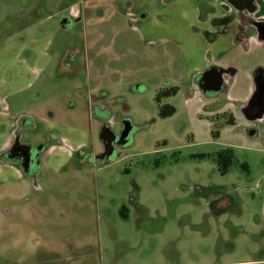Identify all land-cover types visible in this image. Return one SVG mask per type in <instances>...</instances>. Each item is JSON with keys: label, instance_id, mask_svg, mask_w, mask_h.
I'll return each instance as SVG.
<instances>
[{"label": "rangeland", "instance_id": "obj_1", "mask_svg": "<svg viewBox=\"0 0 264 264\" xmlns=\"http://www.w3.org/2000/svg\"><path fill=\"white\" fill-rule=\"evenodd\" d=\"M66 1L0 0V65L17 52L10 45L34 42L42 53H26L15 65L38 72L7 99L9 114L22 120L19 144H43L53 131L76 129L86 137L84 149L45 178L0 176V264H264V115L251 123L236 112L229 127L216 119L197 123L184 97L175 95L160 97L176 110L160 119L155 99L168 88L164 82L176 84L177 62L164 73L143 63L140 94L126 83L116 86L126 82L124 73L134 79L138 65L104 54L99 75L90 46L98 26L62 29V16L54 14ZM248 46L241 65L264 68V48ZM67 50L72 68L63 65ZM99 85L110 96L121 93L104 95L103 112L96 106ZM109 118L117 137L125 127L129 135L115 143L111 159H102L100 133ZM225 149L237 163L224 175L211 160L195 157ZM218 198L222 203L211 205Z\"/></svg>", "mask_w": 264, "mask_h": 264}, {"label": "crops", "instance_id": "obj_2", "mask_svg": "<svg viewBox=\"0 0 264 264\" xmlns=\"http://www.w3.org/2000/svg\"><path fill=\"white\" fill-rule=\"evenodd\" d=\"M61 10L54 14L62 16L60 25L63 19H67L73 22L72 26H98L96 31H92L96 34H90V46L93 58L98 59V66L95 58L92 63L99 75L104 54L111 55L119 63L129 57V61L132 60L136 67L138 65L134 79L124 73V81H128H117L116 86L124 87L126 83L131 91L140 94L143 77L137 72L143 68V63L155 65L164 73L168 65L176 61L180 71L176 84L172 86L168 81L164 82V87L167 85L165 89H176L175 95L184 97V105L190 109L194 122L205 123L208 120L210 125L216 119L226 127L234 126L236 112L248 121L245 109L255 91L253 72L261 66L257 63L242 66L240 60L248 57V45L251 43L264 48V42L257 39L255 28L256 24L264 22V0H67ZM60 27L67 29L71 25ZM252 28L255 32H248ZM102 41H106L103 46ZM35 44L28 42L23 47L10 45L17 52L1 62L6 66L0 65V153L10 147L18 128L23 127L21 119L9 114L7 99L20 80L25 77L30 79L34 72L38 74L27 66L21 71L15 66L26 53L42 56ZM65 55L63 65L74 67L76 61L72 52L67 50ZM212 66L226 72L221 77V89L225 87L224 91L203 92L197 85L198 78ZM146 69L149 73L152 68ZM10 71L13 75H8ZM32 84L28 82L25 88ZM97 91L102 95L96 104L100 106L97 111H107L109 103L104 95L109 97L110 94L100 85ZM120 95V92H115L110 97L115 99ZM232 109L236 110L234 114ZM53 132L50 134L53 139L41 155L40 166L35 173L38 177L42 175L45 178L47 171L50 174L51 171H60L74 151L84 149L86 137L83 132L76 129L72 133L56 132L57 135ZM207 134L214 139L219 137V133L208 129ZM255 136L254 133L252 137ZM10 172L20 177L23 175L16 166L0 163V176ZM36 188L42 190L40 186Z\"/></svg>", "mask_w": 264, "mask_h": 264}, {"label": "flooded vegetation", "instance_id": "obj_3", "mask_svg": "<svg viewBox=\"0 0 264 264\" xmlns=\"http://www.w3.org/2000/svg\"><path fill=\"white\" fill-rule=\"evenodd\" d=\"M73 23L71 24V26ZM226 73L224 70L218 68V67H210L203 75H201L198 78V87L205 92V90L209 88L216 87V83L219 81L220 85H222L223 81L221 79L222 75ZM221 79V80H220ZM257 83H264V76H260L256 79ZM225 87L221 89L220 86V91H224ZM224 89V90H223ZM252 107H248V109H245V113L247 114L248 121L251 123H255L258 119H260L262 116H258L260 112H264V101L262 104L258 105V102H253ZM111 121H114L113 119L109 118L107 120H103V128L101 132H106L105 133V139L106 140H112V147L115 145V143L119 142V137H117L112 131V123ZM126 129V128H125ZM124 129V130H125ZM253 130V129H251ZM111 132L113 135L109 134ZM256 131V130H255ZM255 135L257 136L258 132L256 131ZM14 136V139L10 145V147L0 153V163H9L14 166H16L22 173L23 175L27 176H34L37 169L40 166V158L41 155L44 153L49 141L46 140L43 144L40 145H35V146H30V147H25L21 144H19L18 139ZM264 141V139H263ZM103 143V142H102ZM104 145V143H103ZM109 147V146H108ZM104 151H102L103 153ZM100 156V154H99ZM223 198V197H222ZM222 198L221 199H216L211 202V205L216 206L219 205V203H222Z\"/></svg>", "mask_w": 264, "mask_h": 264}, {"label": "trees", "instance_id": "obj_4", "mask_svg": "<svg viewBox=\"0 0 264 264\" xmlns=\"http://www.w3.org/2000/svg\"><path fill=\"white\" fill-rule=\"evenodd\" d=\"M264 76V68H256L253 72V77L256 80L258 77ZM176 93V89H164L156 96V103L158 107V117L160 119H165L168 117H171L175 113V109L173 106L169 104L162 105L160 104V97H166L169 98L171 96H174ZM196 158H199L200 160H211L215 163L218 171L220 174L224 175L233 164L237 163V159L235 158L233 151L231 149H225L220 150L216 152L215 154H201L195 156ZM239 168L244 171L245 173H248V168L246 164L239 163Z\"/></svg>", "mask_w": 264, "mask_h": 264}, {"label": "water", "instance_id": "obj_5", "mask_svg": "<svg viewBox=\"0 0 264 264\" xmlns=\"http://www.w3.org/2000/svg\"><path fill=\"white\" fill-rule=\"evenodd\" d=\"M73 22L68 21L67 19H63L61 21V25H67L70 26ZM256 28V33H257V39L260 42H264V22L258 23L255 26ZM221 80V79H220ZM254 84H255V91L253 93V96L251 97V100L249 101V103L247 104V109L248 107H252V103L253 102H258V105L262 104V102L264 101V83H260L258 84L257 81L254 79ZM220 83L219 81L216 83V87L213 88H209L205 91H212V92H217L220 89ZM264 112H260V114L258 116H263ZM126 128V127H125ZM128 128H126L123 133L122 136H120L119 141L122 138H126L127 141V137H128ZM109 132V131H108ZM105 133L106 132H101L100 133V139L101 141L104 143V152L102 153V155L100 156V158L105 159H111V156L113 155V147H112V140H106L105 139ZM109 134L113 135L111 132H109ZM254 132H251V135L253 136ZM109 146V147H108Z\"/></svg>", "mask_w": 264, "mask_h": 264}]
</instances>
